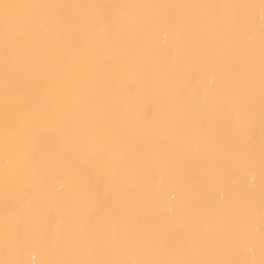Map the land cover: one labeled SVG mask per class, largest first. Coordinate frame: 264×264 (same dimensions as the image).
Instances as JSON below:
<instances>
[{
  "label": "snow or ice",
  "instance_id": "6c2138e0",
  "mask_svg": "<svg viewBox=\"0 0 264 264\" xmlns=\"http://www.w3.org/2000/svg\"><path fill=\"white\" fill-rule=\"evenodd\" d=\"M0 160V264H264V0H0Z\"/></svg>",
  "mask_w": 264,
  "mask_h": 264
},
{
  "label": "bare ground",
  "instance_id": "6f19581e",
  "mask_svg": "<svg viewBox=\"0 0 264 264\" xmlns=\"http://www.w3.org/2000/svg\"><path fill=\"white\" fill-rule=\"evenodd\" d=\"M28 2V0H25ZM41 2H78V3H103V2H120V3H223V2H258V0H41ZM174 150L180 153L183 150L182 145L176 143L173 145ZM3 161L0 160V167H2ZM149 182L154 192L159 194L160 202L162 205L169 203V195L176 190V186L172 183L167 176H153L149 178ZM53 187H59L57 181L53 182ZM219 193L216 194V198H219ZM3 212L2 199H0V215ZM165 213L167 209L165 207ZM61 219L59 215H54L51 218H44L39 223V228L43 231L48 223H56ZM256 227H259L257 222ZM247 243V242H245ZM0 258H3V250L0 248ZM33 258L36 264H39L41 260L45 258V252L40 245H35L29 248L24 254V259L32 261Z\"/></svg>",
  "mask_w": 264,
  "mask_h": 264
}]
</instances>
